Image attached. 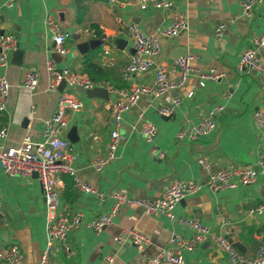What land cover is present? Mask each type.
Returning a JSON list of instances; mask_svg holds the SVG:
<instances>
[{
    "label": "crops",
    "instance_id": "1",
    "mask_svg": "<svg viewBox=\"0 0 264 264\" xmlns=\"http://www.w3.org/2000/svg\"><path fill=\"white\" fill-rule=\"evenodd\" d=\"M176 14L187 18V28L174 37H164L162 29ZM47 15H53L60 29L67 33L68 51L64 55L54 51L53 35L45 21ZM120 19L136 23L143 32L154 35L161 46L150 69L128 81L122 78L127 86L149 83L156 65H162L175 78L177 71L172 60L185 53L195 56L192 65L198 71L214 68L223 75L220 79H207L201 86L195 73L182 86L162 96L140 97L122 114L116 157L97 171L91 162L106 151L113 128L108 105L114 96L101 100L71 89L66 83L59 84L55 91H47L50 73L46 62L53 58L58 68L81 71L84 61H91L106 71V77L98 82L111 86L110 80L122 77V68L132 54L116 43L117 39H124L131 46ZM0 21V30L13 35L18 43L10 53L7 67L0 66V75H5L10 84L8 108L0 112V128L5 127L7 133L0 143L5 147L19 145L26 134L38 139L45 120L56 111L60 95L70 93L83 103L81 108L68 109L66 113L64 130L75 127L78 137L74 143L69 141L71 163L79 180L105 194L100 200L95 193L78 191L71 177L61 176L59 208L82 212V222L68 233L66 252L53 250L55 264H136L141 257L153 256L168 247L175 235L189 239L192 231L182 223L161 214H145L140 207L126 203L119 204L112 222L100 231L93 230L88 223L110 211L115 203L113 191L153 201L172 178L205 182L218 167L254 165L263 149L259 144L263 129L256 126L253 113L264 107V75L238 69V62L240 53L251 46V36L264 35V0L250 14L241 9L238 0H174L170 11L141 9L138 0H86L78 6L75 0H0ZM221 23L224 30L221 36H216L215 28ZM103 35L108 38V53L103 52L100 44L84 53L75 52L78 43L100 40ZM257 54L264 61V46L257 49ZM28 70L39 72L34 91L22 85ZM175 97L180 102L173 113L161 115L159 107L171 104ZM216 105L223 108L214 113L217 122L214 132L188 141L176 138L179 130L197 124ZM143 120L156 126L152 143L146 142L141 134ZM152 145L164 152L163 158L152 153ZM201 156L212 162L211 171L198 164L197 158ZM263 182L259 178L250 185L216 191L203 185L198 192L178 202L174 213L197 215L213 232L225 234L243 254L253 256L259 238L264 239V212L250 215L248 208L264 203ZM46 216L37 177L6 175L0 166V255L14 243L23 252L21 264H38L46 242ZM247 227L261 230L253 234L252 242H247ZM128 229L148 237L142 251L130 242L117 241L122 231ZM183 256L186 264L230 263L227 255L209 239L190 251L183 250Z\"/></svg>",
    "mask_w": 264,
    "mask_h": 264
},
{
    "label": "built area",
    "instance_id": "2",
    "mask_svg": "<svg viewBox=\"0 0 264 264\" xmlns=\"http://www.w3.org/2000/svg\"><path fill=\"white\" fill-rule=\"evenodd\" d=\"M141 9L153 7L156 9L170 11L174 7V0H138ZM216 1V0H209ZM263 0H238L241 9L250 14L254 7L260 5ZM10 4V2L8 3ZM46 25L50 29L54 40V51L59 55L67 53L65 45L67 33L59 27L57 19L53 15L46 16ZM122 31L127 40L133 47L134 52L130 55L128 61L124 64L121 75L126 81L134 75L141 74L154 65V58L161 52V46L158 39L152 35L143 32L136 23L131 21L119 20ZM1 23V21H0ZM187 18L181 14L173 16L169 25L162 29L164 37L170 38L178 35L187 28ZM225 25L219 24L215 28V35L221 36ZM251 46L245 48L240 53L238 69L252 72L256 71L264 75V61H262L257 49L264 46V35L254 34L251 36ZM100 45L104 53H108V38L101 36ZM18 46L16 38L7 33H0V66L7 67L9 56ZM195 56L192 53H185L176 56L172 63L177 71L175 78L168 75L162 65H156L153 78L146 84H131L123 88L108 86L104 83L94 82L85 73L72 70L68 67L58 68L55 59L49 58L46 62V69L50 73L47 83V91H55L61 81L71 89L82 87L92 89L95 87H106L110 100L108 108L111 113L113 128L110 131L107 148L105 153L97 155L91 162L95 170H100L105 164L116 157V149L120 140L119 127L122 114L132 107L140 97L151 96L159 97L170 90L182 86L187 78L197 73L200 79L199 84L204 85L207 79H220L223 73L211 68L208 71H198L192 61ZM39 83V72L28 70L22 78V85L30 91H34ZM10 84L5 75H0V112L6 110L9 104ZM178 97L173 98L171 104L161 105L159 113L169 116L174 108L179 104ZM83 106L80 99L70 93L60 95L56 111L50 118L46 119L40 131V137L33 139L26 134L19 145L5 147L0 143V166L6 175H32L37 174L40 189L44 203L47 209L46 216V242L40 253L38 264H55L53 262V250L62 249L67 251L65 245L66 237L69 232L74 230L82 222V212L78 210L60 209V197L58 187L61 184V176L66 175L72 178L74 187L78 191L95 193L100 200L105 197L104 193H99L96 189L78 179L76 170L73 167L72 149L67 138L61 137V130L66 129V113L68 109L76 110ZM223 106L216 105L201 120L189 128L181 129L176 133V138L181 141L196 139L202 135L214 132L217 128V122L214 113L219 112ZM253 119L257 127L263 129L260 136V148L264 149V107H258L253 113ZM141 134L144 140L152 143L156 135V126L149 120H143L140 126ZM7 129L0 128V139L6 136ZM260 150L254 165L231 164L218 167L211 172L205 182L194 179L172 178L168 181L161 195L153 200L146 201L139 198L126 196L121 191H113L112 197L115 203L110 211L95 216L88 223V226L95 231H100L112 222V217L118 210L121 203L135 205L140 207L145 214L166 216L172 221H178L191 229L192 235L189 239H184L175 235L170 240V245L160 249L153 256L141 257L136 264H186L183 256V250H192L198 244L206 239L214 243L223 251L230 260L229 264H264V239L259 238L258 246L253 256H247L240 253L233 246L232 242L223 233L213 232L207 227L195 214L176 215L174 206L198 192L203 185L216 191L226 188H235L238 185H250L259 178L264 179V152ZM152 153L159 158L164 157V152L155 145L151 147ZM198 164L205 170L211 171L212 162L204 157L197 158ZM264 212V203L249 207L250 215L261 214ZM117 241L120 244L130 242L140 251L148 244L149 239L144 234L128 229L122 231ZM23 252L17 244H9L2 255H0V264H21Z\"/></svg>",
    "mask_w": 264,
    "mask_h": 264
},
{
    "label": "water",
    "instance_id": "3",
    "mask_svg": "<svg viewBox=\"0 0 264 264\" xmlns=\"http://www.w3.org/2000/svg\"><path fill=\"white\" fill-rule=\"evenodd\" d=\"M86 0H75V4L78 6L79 4L83 3ZM0 33H3V30H0ZM116 43L118 44V46L120 48H125L127 47L130 50V53L134 52L133 47L128 46L127 45V41L124 39H117ZM100 44V40L99 39H90L88 41H84L81 43H78L76 45V51L75 52H79V53H84L88 50L89 47H94L96 45ZM20 52V51H19ZM251 73L253 74H257L256 71H252ZM65 82L61 81L60 85H64ZM77 91L86 94L87 96L90 97H95V98H99L101 100H109V93L106 87H95L92 89H85L82 87H77L76 88ZM61 137L63 138H67L70 142L74 143L78 140V137L76 135V128L75 127H71L69 130H61L60 133ZM34 175L37 177V174L34 173ZM261 194L264 197V182L262 184L261 187Z\"/></svg>",
    "mask_w": 264,
    "mask_h": 264
},
{
    "label": "trees",
    "instance_id": "4",
    "mask_svg": "<svg viewBox=\"0 0 264 264\" xmlns=\"http://www.w3.org/2000/svg\"><path fill=\"white\" fill-rule=\"evenodd\" d=\"M80 10L82 9V7L79 8ZM94 26V25H93ZM95 30L97 31L98 35H100V33L98 32V29L95 28ZM81 72H85L88 77L93 80L94 82H98V80L103 79L106 77V71L103 70L101 67H99L98 65H96L95 63L85 60L83 67L81 69ZM109 84L112 87H116V88H123L125 86H127V82L124 81L122 79V77H119L117 79H112L110 80ZM247 234H248V238H247V242H252L254 241L253 239V234L254 233H260V229L257 227H247ZM233 246L236 248V250L240 253H242L239 248L237 247L236 244H234L232 242Z\"/></svg>",
    "mask_w": 264,
    "mask_h": 264
}]
</instances>
